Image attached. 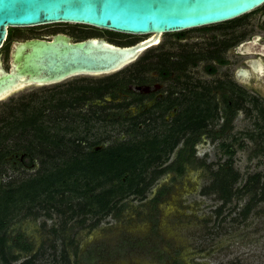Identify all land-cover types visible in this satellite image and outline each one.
Listing matches in <instances>:
<instances>
[{
    "label": "rangeland",
    "instance_id": "374dc122",
    "mask_svg": "<svg viewBox=\"0 0 264 264\" xmlns=\"http://www.w3.org/2000/svg\"><path fill=\"white\" fill-rule=\"evenodd\" d=\"M246 15L251 14L180 31L187 36L180 45L173 40L178 32L163 33V46L143 51L118 71L32 85L0 100V208L8 206L4 217L0 214L5 221L0 236L6 235L7 244L12 245L10 256H18L7 263L0 256V264H20L36 250L41 253L34 264H63L58 255L63 242L74 240L67 244L74 261L76 245L80 254L93 243L112 245L123 237L137 241L136 249L96 264H264V200L258 199L260 192L254 197L256 202L247 218L240 216L250 198L249 194L241 195L247 179L259 173L264 180L263 100L256 107L248 100L245 108L228 121L221 92H213L209 98L198 87L197 111L181 115L180 122L167 119L164 114L96 111L94 101H86L95 91H102L104 84L109 89L112 82L121 84L133 73H142L136 67L147 51L170 53L173 59L180 56V50L195 51L197 64L189 66L194 78L199 85L207 80H213L215 85L218 79L232 75L247 56L234 55L229 46L228 55L224 56L229 57L230 64L216 65L217 72L210 75L204 65L222 57L224 52H209L214 46L221 50L227 41L238 46L257 33L254 16L232 25ZM8 30L0 53L6 52L11 40L48 38L56 32L67 34L74 41L103 37L121 46L144 37L70 23ZM211 36L221 39L210 44ZM159 56H152L154 68L162 65ZM4 60L8 66L7 57ZM188 124L203 127L192 128ZM131 146L138 147L143 156L133 170L125 172L132 175V183L119 185L110 171L103 175L98 169L92 170L93 164L107 157L102 153L106 148L126 155ZM181 149L188 151L182 174L176 172L175 163L174 169L167 168L157 176L144 195L133 192L136 186L143 185V179L149 181L157 171L177 162ZM112 158L115 160V155ZM229 165L238 178L232 185L231 200L220 209L222 200L215 197L217 193L210 185L220 168ZM47 180L54 184L35 194L31 187ZM204 189L209 193H204ZM159 191L163 194L154 201ZM26 193L29 196L23 198ZM95 221L99 222L92 226ZM19 235L33 250L25 252L14 246ZM53 243L57 246L55 253L50 246Z\"/></svg>",
    "mask_w": 264,
    "mask_h": 264
},
{
    "label": "water",
    "instance_id": "95a60500",
    "mask_svg": "<svg viewBox=\"0 0 264 264\" xmlns=\"http://www.w3.org/2000/svg\"><path fill=\"white\" fill-rule=\"evenodd\" d=\"M264 0H0V49L11 27L50 23L89 25L151 36L133 45L103 37L74 41L64 33L14 40L9 69L0 60V100L20 85L52 84L77 75L107 74L134 61L160 33L226 22L262 6Z\"/></svg>",
    "mask_w": 264,
    "mask_h": 264
},
{
    "label": "flooded vegetation",
    "instance_id": "af4514ba",
    "mask_svg": "<svg viewBox=\"0 0 264 264\" xmlns=\"http://www.w3.org/2000/svg\"><path fill=\"white\" fill-rule=\"evenodd\" d=\"M256 9L247 13L251 15H246L236 20L232 25L247 21L251 16H254L255 30L257 33L250 35L248 39L240 41L238 46L230 45L227 41V43H224L225 45L221 47V50L215 46L211 48L212 52L209 53L217 55L220 51L221 54L222 52H224V54H222V57L218 56L216 59H213L212 63L204 65V70L210 75L217 72L218 67H216V65L225 66L230 64L229 57L224 56L228 55L229 46L233 47L234 55L247 56L243 59L242 64L237 67L235 71L233 70L232 75H226L222 79H218L215 84L216 87L213 88V86H215L213 85V80L201 82V85H199L197 79L194 78V72L189 69V66L195 67L197 64L198 54L195 51L184 52L180 50L179 55L181 57L179 56L176 59H173L170 53H165L164 55L162 51L158 54L165 57L160 59L158 54L147 51L144 57L139 59L136 67L137 70L141 69L142 73H133L128 80L122 81L121 84L119 82H112L111 85L108 86L109 89L107 88V84H104L102 91H95L86 101H94L95 106L93 110L96 111L111 110L115 113L129 115L164 114L167 115V119L180 122L181 115L193 114L197 111L196 90L198 87H202V91L207 94L209 98L213 92H221V98H224V109L228 113V121L236 115L237 111H241L245 108L244 106L248 103V100L249 103H252L253 107H256L259 100L264 101V4L260 6L259 9ZM149 36H151V34L144 35L142 39L127 45H133ZM186 37L185 33L178 32L174 35L173 40L180 45ZM216 39V37L211 36L209 40L210 44L214 43ZM219 39H221V37L217 40ZM13 41L14 40H11L8 44L6 52L0 53V60L3 62V66L6 69H9V65L5 66L4 59L7 57L9 62L10 46ZM164 42V40L160 39L143 51L156 47L159 44L163 46ZM156 43L158 44L154 45ZM152 56H159L157 58H159L163 66L160 65V67L154 68ZM140 62L142 64H140ZM216 104L218 103H215V106ZM186 152L188 151L185 150V155Z\"/></svg>",
    "mask_w": 264,
    "mask_h": 264
},
{
    "label": "trees",
    "instance_id": "16d2710c",
    "mask_svg": "<svg viewBox=\"0 0 264 264\" xmlns=\"http://www.w3.org/2000/svg\"><path fill=\"white\" fill-rule=\"evenodd\" d=\"M189 126H192V128L203 127V125H189ZM194 141L195 139L192 140V142ZM175 144L176 143H174V145ZM174 145L171 146V150L172 148H174ZM129 150H130L129 154L123 155L122 152L120 153V152H117L116 150H112V148H106V150H104L102 153L105 154L107 157L105 159H100L95 165L93 164L91 166L92 170L95 171V169H98V172L103 175L106 174L105 171L107 172L110 171L112 174H114L113 179L114 180L116 179L117 182H119V185H122L124 183H128V184L132 183L133 182L132 175H130V173L125 175V172H129L133 170L136 164L141 162L143 156H141V153L139 152L138 147L131 146ZM152 150H155V149L152 148ZM193 153L194 152L192 151L191 154ZM114 155H115V160L112 158V156ZM176 160L177 162H174L168 165V167L157 171L156 174L153 175L149 181H144L143 179L141 181L143 185L140 187L136 186L133 192L136 194L144 195L146 193V190H148L149 186L157 178V176L167 168L174 169L173 164L175 163L178 164V166L175 167L176 172L178 174H182L183 164L184 162H188V158L185 155V150L183 149L180 150L179 156ZM237 178H238V174L233 170L231 165L226 166V167L223 166L222 168H220V171H218L217 173V177L215 178L213 183L210 185V189L214 190L217 193L215 197L219 200H222V203L219 206L220 209L223 208L224 205L227 204L231 200L233 196L232 185L237 180ZM261 178H262V175L259 173L255 174L254 176H250L247 179V182L244 184V186L241 189L243 191L241 195H245V194L250 195V198L248 199L246 204L243 206V209L240 210V216L242 217V219H246L248 214L251 212L254 202H256L254 201V197L257 196L256 194L258 192H260L258 195L259 196L258 199L264 200V180L261 181ZM38 183L36 184V186L31 187L33 188L32 190L35 194L41 190L50 188V186L54 184V181L47 180L43 183H40L38 181ZM260 184L261 186L260 188H258ZM24 185H22L23 188H25ZM22 189L20 188L21 192L22 193L25 192ZM204 193L208 194L209 191L204 189ZM162 194L163 192L159 191V195L154 198V201H158ZM27 196H29V193H26L22 197L25 198ZM6 209H8V206H3L0 208V214L2 215L1 217H4L3 214L5 213ZM83 221L84 220H82L81 223ZM98 222L99 221H95L92 224V226H96ZM4 224H5L4 219H0V229L3 227ZM17 237L18 238H16V240L14 241V246H17L19 250L25 251V252H30L31 250H33V247L30 244H28L25 240H23V237L21 235ZM7 240L8 239L6 235L0 236V256H1L2 261L6 263L9 262L11 259L15 260L18 258V256L16 255L10 256L11 254L10 249L12 245L7 244ZM73 241L74 240H69L68 243L63 242L62 249L60 253L58 254L60 258V262L63 264H74V263H80V262L85 263V264H96L98 261L106 259L108 257L111 258L114 255H119V254H124L125 252H130L136 249V246L138 243L137 241L135 242L134 239L132 240L131 238L123 237L121 242H118L112 245L110 243H105V242H102L101 244L93 243L91 246H89V248L82 251L80 254H79L78 247L76 245L73 248V254H74L75 260L71 261L67 244L68 245L73 244ZM50 246L53 247L54 253H55V250L57 249L56 243H53ZM157 250H158L157 252L161 254L160 249L158 248ZM40 253H41V250L34 251V253L29 255V257L24 259L20 264H34L35 260L37 259ZM159 256L157 255V257L159 258L162 257L161 255ZM56 257L57 256L54 257L55 260H57Z\"/></svg>",
    "mask_w": 264,
    "mask_h": 264
},
{
    "label": "bare ground",
    "instance_id": "6f19581e",
    "mask_svg": "<svg viewBox=\"0 0 264 264\" xmlns=\"http://www.w3.org/2000/svg\"><path fill=\"white\" fill-rule=\"evenodd\" d=\"M67 23H70V24H75L74 22H67ZM50 24H53V23H50ZM43 25H46V24H43ZM38 26V25H37ZM136 35H140V34H136ZM147 35H149V34H147ZM161 35H162V33H160L159 35H158V40L157 41H159L160 39H161ZM158 43H156V44H154V45H157ZM153 45V46H154ZM108 74V73H107ZM94 75H99V74H94ZM32 85H43V84H29V85H20L19 87H17L16 89H14L13 90V92H11L9 95H11L12 93H15L16 91H19V90H21V89H23V88H25V87H28V86H32ZM8 95V96H9ZM7 96V97H8ZM6 97H4L3 99H5ZM2 100V99H1Z\"/></svg>",
    "mask_w": 264,
    "mask_h": 264
}]
</instances>
